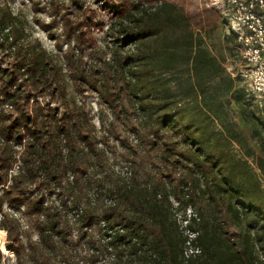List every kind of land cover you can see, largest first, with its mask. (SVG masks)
I'll return each instance as SVG.
<instances>
[{
    "label": "trees",
    "instance_id": "1",
    "mask_svg": "<svg viewBox=\"0 0 264 264\" xmlns=\"http://www.w3.org/2000/svg\"><path fill=\"white\" fill-rule=\"evenodd\" d=\"M78 3L50 0L51 21H37L54 38L57 50L66 43L62 57L67 72H63L39 40L28 39L24 20L0 1V173L9 181L0 193V228L5 237L7 233L5 246L13 250L16 264H85L78 255L80 241L92 247L93 262L103 256L104 249L97 248L101 240L110 253L115 249L138 253L142 247L134 238L139 231L152 240L154 249L148 257L154 259L162 257L173 264H264V119L260 107L246 97L241 78L210 50L186 9L168 0L141 4L119 20L115 35L132 43L125 57L116 53L103 63L92 61V51L83 43L82 24L68 11ZM227 35L237 42L233 34ZM68 82L74 91H95L112 105L127 96L131 107L137 108L143 106L145 95L150 96L146 104L150 110L140 122L148 131L138 135L131 149L134 156L139 151L147 160L158 155L166 166L183 167L173 192L181 189L187 205L198 212L188 228L196 232L192 242L200 253L188 259L183 255L188 236L170 221L167 181L161 183L160 196L150 187L119 189L107 195L113 202L101 213L81 205L86 186L81 181L72 205L73 210L82 206L75 213L80 232L76 240L72 226L66 224L65 201L43 204L38 187L57 194L62 177L69 171L73 178L82 172L85 147L80 142L94 148L79 115L49 106L64 97ZM39 96L48 97L49 103L42 105ZM237 112L247 133L236 120ZM19 144L22 163L10 177ZM170 176L168 182L173 181ZM71 194L68 188L67 196ZM122 196L135 208L129 217ZM5 202L14 208L25 206L38 239L22 240L20 221L3 211ZM114 217L117 220L112 221ZM127 218L134 226L128 233L123 222ZM102 219L110 226L123 225L125 231L109 238L101 227L98 232L87 229ZM2 257L0 249V264Z\"/></svg>",
    "mask_w": 264,
    "mask_h": 264
},
{
    "label": "rangeland",
    "instance_id": "2",
    "mask_svg": "<svg viewBox=\"0 0 264 264\" xmlns=\"http://www.w3.org/2000/svg\"><path fill=\"white\" fill-rule=\"evenodd\" d=\"M0 1L2 3L7 2L12 11L24 20L28 39L39 40L42 46L54 55L55 62L61 66L62 71L67 72L62 57L66 49V43H63L61 49L57 50L54 38L50 37L37 22L48 23L51 21L50 0ZM58 1L69 3V0ZM160 1L162 0H79L78 5L69 7L68 11L74 19H78L82 24V31H84L86 38L83 42L86 45L85 50L92 51L90 60H98L99 63H103L116 53L118 56L125 57L126 51L132 46L130 39L126 36L118 39L115 35L119 20L141 4L153 5ZM168 1L178 3L186 9L191 18L193 28L197 31H203L205 42L214 54L222 57V59L224 58L226 63L232 67L240 65L239 48L235 38L227 35L228 32L226 31L222 9L217 2L219 0ZM33 3H36L38 10L34 9ZM57 31L61 32V28H58ZM122 84L123 81L120 82V85ZM240 86L246 89V97L251 98L247 82L241 79ZM129 87L130 85L126 86L127 91ZM37 99L42 105L49 103L48 97L39 96ZM143 99L145 101L143 106L137 108L131 107L127 96L124 98L125 101L112 105L95 91H85L84 93L74 91L68 82L66 83L64 97L61 96L49 103V106L58 108L61 113L73 111V113L79 115V118L83 121V131L91 139L94 147L93 150L88 149L85 142H80L79 145L85 147L84 151L81 152L83 165L80 166V170L82 172L73 178L72 172L69 171L62 177L61 185L57 186L56 197L55 195L49 197V200L56 204H62V201H65V217L68 222L64 221L63 224L69 223L72 226L70 233L75 240L78 239L80 232L72 205L79 193L78 184L83 180L86 181V186L82 189V192H85V196L80 200L81 205H91L95 208L96 213L103 212L107 207L109 203L107 195L118 192L119 189L121 190L125 187H150L155 188L160 196L162 194L161 183L162 181H167L166 190L169 193L170 200L168 205L170 221H176L179 226L177 229L181 230L184 235H189L190 229L186 227L184 219L191 213L188 210L189 207L197 214L198 212L190 204H188L189 206L187 205L185 199L187 196H183L181 189L173 192V187H175L180 173L184 171L183 167L173 168L170 165L166 166L158 155H154L151 160H147L146 156L139 151L138 156H134L131 149L132 143L137 142L138 135H146L148 131V127H146L144 122L143 124L140 122L145 119L146 112L150 110V107L146 105L150 96L145 95ZM31 102L33 103V100ZM123 103H126V105ZM236 120L239 126L247 133L249 131L248 126L242 122L238 112ZM64 154L65 159H67V150H64ZM169 174H171L170 177L173 179L171 182H168L166 178ZM77 176L79 179L76 181ZM261 182L264 185V177H261ZM8 183L9 181L5 182V178L0 173V193L6 189ZM35 186L36 184H34ZM38 188V196L45 197L43 187ZM68 188L72 191L70 196H67ZM185 189V192L189 191L188 187H185ZM144 197L147 198V195ZM121 201L123 205H127V216L129 217L135 208L131 203H124L126 197L122 196ZM111 220H117V217ZM32 221L33 216H27L26 224L29 226H23L22 240L24 242H27L28 239L39 238V232L33 226ZM123 222L126 225L127 233L130 232L134 226L130 223L129 218ZM135 236L134 239L138 240L142 247L138 253L129 250L127 253H120L117 249L110 253L107 249L105 250V244L101 240V244L97 248L100 252L104 249L103 260L93 262L90 259L91 253H93L92 247L84 245L81 241L78 242V255L85 261V264H173V261L162 257L156 259L148 257L154 249L152 240L146 238L141 231L137 232ZM8 242L7 234L5 237V230L0 228V249L3 254L1 264H16L15 255L7 253L11 250H8L5 246ZM187 247L188 245L185 243L183 255L186 259L200 253V251L198 252L194 249V253H189L186 256L185 249ZM97 248H94V251H97ZM187 250L190 252V249ZM32 263L36 264L35 261H32Z\"/></svg>",
    "mask_w": 264,
    "mask_h": 264
},
{
    "label": "built area",
    "instance_id": "3",
    "mask_svg": "<svg viewBox=\"0 0 264 264\" xmlns=\"http://www.w3.org/2000/svg\"><path fill=\"white\" fill-rule=\"evenodd\" d=\"M222 9V14L225 19L226 31L233 34L239 44V55L241 57V63L237 67H232L226 63V68L233 76L239 77L247 82L250 89V97L254 103H256L262 110V116L264 119V0H219L217 1ZM19 151L16 153L18 160L14 163V167L10 170V177L13 173H16L20 169L21 160L20 153L23 149V145L19 144L15 146ZM45 197L43 204L52 205L53 201L49 200V197L53 194H48L45 190ZM108 202H113V198H107ZM56 204V203H55ZM82 209L80 205L78 209H74L73 213L76 217V212ZM188 217H185L184 221L186 227L191 218L197 217L198 214L193 211L191 207L189 209ZM3 211H10L20 221L23 228L28 227L26 224L27 216H30L24 205L19 207H11L7 202L3 204ZM2 212L0 211V217ZM106 230L109 234V238L117 232H124L125 228L121 224L110 226L107 220H100L98 224L87 227L88 230H94L98 232V229ZM189 230V229H188ZM7 232V231H6ZM7 234V233H6ZM189 238L187 240L188 247L185 249V255L194 253V249L198 252L200 248L195 246L192 242V238L196 236V232L189 230ZM26 243V242H25ZM187 249H190L188 252ZM15 254L13 253V256ZM100 254V260L102 259Z\"/></svg>",
    "mask_w": 264,
    "mask_h": 264
},
{
    "label": "bare ground",
    "instance_id": "4",
    "mask_svg": "<svg viewBox=\"0 0 264 264\" xmlns=\"http://www.w3.org/2000/svg\"><path fill=\"white\" fill-rule=\"evenodd\" d=\"M7 253H8V254H13V252H12V251H8Z\"/></svg>",
    "mask_w": 264,
    "mask_h": 264
}]
</instances>
